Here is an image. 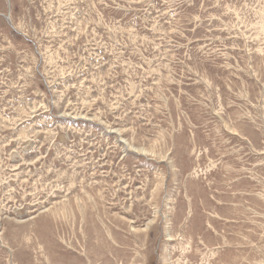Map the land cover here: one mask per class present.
I'll return each instance as SVG.
<instances>
[{
	"label": "rangeland",
	"instance_id": "rangeland-1",
	"mask_svg": "<svg viewBox=\"0 0 264 264\" xmlns=\"http://www.w3.org/2000/svg\"><path fill=\"white\" fill-rule=\"evenodd\" d=\"M0 264H264V0H0Z\"/></svg>",
	"mask_w": 264,
	"mask_h": 264
}]
</instances>
